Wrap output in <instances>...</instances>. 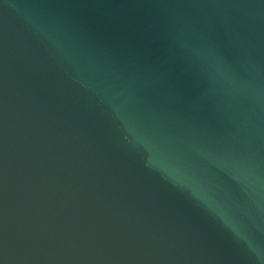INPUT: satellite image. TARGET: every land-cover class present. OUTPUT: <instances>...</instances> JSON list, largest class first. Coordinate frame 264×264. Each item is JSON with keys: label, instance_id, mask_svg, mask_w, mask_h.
Segmentation results:
<instances>
[{"label": "water", "instance_id": "1", "mask_svg": "<svg viewBox=\"0 0 264 264\" xmlns=\"http://www.w3.org/2000/svg\"><path fill=\"white\" fill-rule=\"evenodd\" d=\"M0 264H264V0H0Z\"/></svg>", "mask_w": 264, "mask_h": 264}]
</instances>
